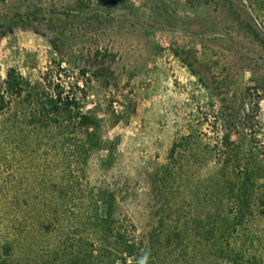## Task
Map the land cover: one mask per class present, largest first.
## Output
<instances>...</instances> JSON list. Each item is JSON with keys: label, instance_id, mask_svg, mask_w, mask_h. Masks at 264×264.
Listing matches in <instances>:
<instances>
[{"label": "rangeland", "instance_id": "374dc122", "mask_svg": "<svg viewBox=\"0 0 264 264\" xmlns=\"http://www.w3.org/2000/svg\"><path fill=\"white\" fill-rule=\"evenodd\" d=\"M10 70L0 264H84L104 194L139 264H264V0H0Z\"/></svg>", "mask_w": 264, "mask_h": 264}, {"label": "trees", "instance_id": "16d2710c", "mask_svg": "<svg viewBox=\"0 0 264 264\" xmlns=\"http://www.w3.org/2000/svg\"><path fill=\"white\" fill-rule=\"evenodd\" d=\"M24 85L29 86L24 78L15 70H10L7 73L5 80V93L0 95V100L3 101L5 96L20 97ZM41 110L45 112L46 116L50 113H57L60 110L70 113L69 104L61 103V101L53 98H47L46 102L41 103ZM44 116V115H42ZM77 122L76 124L84 130V134L89 143V151H100L106 146L108 141L101 139L99 121L91 113L77 114L71 119ZM104 205V212L101 218L102 234L101 238L94 245L91 246L89 256L84 259V264H139L137 256L141 251V246L134 241L127 238V232H124L121 226L114 223V214L116 208V201L113 195L104 194L101 199ZM114 233V237L112 234ZM109 238H113L112 243H108ZM97 245V247H96ZM113 258L110 260V258Z\"/></svg>", "mask_w": 264, "mask_h": 264}]
</instances>
